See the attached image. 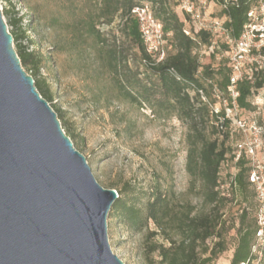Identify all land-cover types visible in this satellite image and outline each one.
<instances>
[{"label": "trees", "instance_id": "obj_1", "mask_svg": "<svg viewBox=\"0 0 264 264\" xmlns=\"http://www.w3.org/2000/svg\"><path fill=\"white\" fill-rule=\"evenodd\" d=\"M95 10L87 12L85 17L75 20L72 26L73 39L91 37L99 59L101 72H108L118 92L131 101H150L152 89L160 92L161 103L171 109L175 115L187 122L185 171L190 176V187L198 186L201 201L205 206L202 211L188 202L175 199L171 188H164L161 183L154 182L147 189L136 187L126 182L113 201L108 217L116 219L131 231L140 232L153 225L146 237L152 239L149 247L156 252L160 264H210L227 249L226 236L234 223L236 227V243L230 264H239L249 256V246L255 230L254 189L248 180L247 158L243 154L236 162H232V146L237 140L230 121L224 117L222 100H230L228 86L232 75L229 60V47L216 38L209 30L197 29L189 16L181 11L179 16L175 10V0H94ZM220 2L219 17L237 37L243 26L249 21L247 13L254 10L258 0H218ZM150 5L151 12L162 27L165 45L164 56L156 61L146 51L140 36L138 20L131 13L135 7ZM3 12L8 16L7 24L15 50L25 71L33 77L39 94L47 100L57 117L62 114L54 108L53 97L45 80L36 78L42 66V58L27 46L18 42L24 37L25 29L17 31L22 21L13 12ZM211 15V14H210ZM116 16H120L124 33L137 46L139 58L148 67L145 84L137 76H128L120 72L122 59L115 47L107 45L105 33L97 24H111ZM189 29L186 35L184 29ZM217 40L219 48L209 52L211 61L201 64L197 49L208 46ZM253 53H256L253 50ZM264 55V47L259 50ZM217 58L218 60H215ZM27 67L29 69H27ZM242 77L236 81L238 95L235 99L243 112L253 111L255 105L252 97L264 87V68L253 62H246L242 69ZM154 76L156 83L151 80ZM200 91L207 99L201 98ZM216 93H220L218 99ZM211 105L219 107L214 113ZM223 116L221 128L216 125L218 117ZM244 117V116H242ZM70 139L73 137L65 132ZM236 169V194L230 199L220 195L218 190L220 171L224 166ZM236 199V201H235ZM235 208L234 212H229ZM156 236L162 238L155 240ZM264 264V259L261 263Z\"/></svg>", "mask_w": 264, "mask_h": 264}, {"label": "rangeland", "instance_id": "obj_2", "mask_svg": "<svg viewBox=\"0 0 264 264\" xmlns=\"http://www.w3.org/2000/svg\"><path fill=\"white\" fill-rule=\"evenodd\" d=\"M181 1L175 0L179 16ZM95 6L94 0H0L2 14L7 10L11 18L13 12H17L16 17L21 16L16 30L22 27L25 33L18 42L41 56L42 66L36 78L45 80L54 108L62 114V129L73 137L74 147L86 157L98 183L119 190L126 182L144 189L159 182L174 191L176 200L193 204L197 211L204 210L198 186L190 187V176L185 171L187 122L161 103L156 89L150 92L149 102L124 98L109 73L100 71L93 39L75 40L71 36V24L93 12ZM219 9L218 0H208L206 12L212 17H219ZM3 18L7 24L9 17ZM97 27L105 33L107 45L117 49L122 59L120 72L137 76L143 86L148 67L140 60L137 46L122 30L120 16L109 25L101 22ZM7 29L10 32L11 25L7 24ZM15 45L13 41L14 49ZM209 52L203 45L197 49L201 64L211 61ZM150 78L156 83L154 76ZM258 93L252 97L255 109L243 112L242 116L264 124L262 90ZM233 130L234 138H243ZM258 154L264 155V148ZM221 171L224 173V169ZM234 211L235 208L229 209L230 213ZM152 227L149 223L147 229L131 231L107 216L111 250L124 264H160L157 253L149 247L152 239L146 237ZM236 227L234 223L226 236L227 249L210 264H230ZM155 240L162 238L156 236Z\"/></svg>", "mask_w": 264, "mask_h": 264}, {"label": "water", "instance_id": "obj_3", "mask_svg": "<svg viewBox=\"0 0 264 264\" xmlns=\"http://www.w3.org/2000/svg\"><path fill=\"white\" fill-rule=\"evenodd\" d=\"M102 187L22 67L0 9V264H124Z\"/></svg>", "mask_w": 264, "mask_h": 264}, {"label": "built area", "instance_id": "obj_4", "mask_svg": "<svg viewBox=\"0 0 264 264\" xmlns=\"http://www.w3.org/2000/svg\"><path fill=\"white\" fill-rule=\"evenodd\" d=\"M207 6L208 0H182L180 9L188 14L189 22L197 29L209 30L229 47L232 75L227 88L230 100H222L224 117L243 136L242 139L233 143L232 162H236L243 154L246 156L248 180L253 186L254 200L257 205L255 230L249 246V256L239 264H259L264 259V155L259 156L258 151L264 148V124L259 123L256 119L247 120L240 115V109L235 101L238 95L235 84L242 77V69L246 62H253L264 68V55L259 53V50L264 47V0H258L256 8L247 13L249 21L243 26L237 37L231 35L221 18L212 17L210 13L206 12ZM131 13L138 20L140 36L146 51L157 61L161 60L164 56L162 50L164 36L160 22L154 18L147 4L133 8ZM184 33L189 35V29H184ZM218 44L215 39L205 48L211 52L214 47L219 48ZM253 50L256 53H253ZM261 90V100L264 103V87ZM200 94L201 98L207 101L202 91ZM216 96L218 99L222 98L220 93H216ZM211 108L214 113L219 112L218 106L211 105ZM224 117H218L216 125L220 128ZM222 169H224V173L220 171L218 190L221 196L230 199L237 190L236 169L232 165L224 166Z\"/></svg>", "mask_w": 264, "mask_h": 264}]
</instances>
